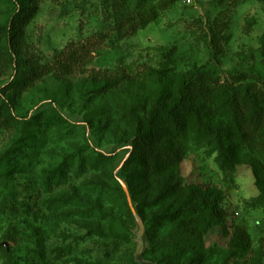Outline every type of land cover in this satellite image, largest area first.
<instances>
[{"label":"rangeland","instance_id":"obj_1","mask_svg":"<svg viewBox=\"0 0 264 264\" xmlns=\"http://www.w3.org/2000/svg\"><path fill=\"white\" fill-rule=\"evenodd\" d=\"M12 11L11 0H0V25ZM115 15L125 20L119 36ZM263 45L264 0H40L21 52L31 59L30 70L48 73L32 88L9 96L17 121L0 124V264H135L136 227L125 197L133 222L127 225L125 245L113 244L114 230L103 210L114 201L107 197L110 173L119 187V180L126 184L119 175L130 151L124 104L150 101L147 85L141 87L137 79L147 70L151 77L162 72L157 79L167 75L177 83L204 70L220 83H255L264 79ZM71 50H83L79 65L69 75H52L59 55ZM118 70L130 80L110 94L97 92L87 80L92 71L109 75ZM25 75L0 58V89ZM256 85L264 92L262 84ZM211 112L214 127L225 132L228 114ZM224 140V168L205 140L190 134L172 142L183 158V182L220 193L225 216L204 234V249L216 252L207 264H222L224 258L225 264H264V208L257 205L259 189L251 170L257 167L264 187V151L227 131ZM98 153L113 156L111 168L96 163ZM116 206H111L114 211ZM234 227L248 234L246 251L232 242ZM173 228L168 224L155 240L156 255ZM150 248L147 237L144 260L150 261Z\"/></svg>","mask_w":264,"mask_h":264},{"label":"trees","instance_id":"obj_2","mask_svg":"<svg viewBox=\"0 0 264 264\" xmlns=\"http://www.w3.org/2000/svg\"><path fill=\"white\" fill-rule=\"evenodd\" d=\"M39 1L11 0L13 11L0 25V58L17 75L22 70L26 72L25 77L13 78L5 88L0 89V124L14 126L17 121L9 96L15 97L32 88L48 73L30 70L31 59L21 52L25 29L36 15ZM113 18V29L119 36L125 20L118 15ZM128 28L132 33L136 30L135 25ZM77 51L71 50L66 55L61 53L52 75L59 78L71 74L84 56L83 50ZM161 73L156 72L155 75L161 77ZM151 76L144 70L137 79L141 87L147 85L150 101L124 104V120L131 130L128 139L130 151L119 175L125 180L131 198L145 222L151 246L146 252L149 260L156 264H207L216 252H213L215 247L208 251L204 249V234L211 223L219 222L225 216L219 207L220 193L214 187L183 182L180 173L183 158L172 142L186 139L190 134L198 140H205L208 146H213L221 168L228 162L224 140L226 131L240 143L258 146L264 151V92L258 91L256 85L257 82L264 87V79H256L255 83H220L217 77L204 70L185 74L177 83L167 75L160 79ZM125 79L129 81L130 77L123 70L109 75L92 71L87 76V80L101 94H110L114 89L124 86ZM6 94L7 97H4ZM212 110H223L228 114L225 132L214 127L209 119ZM113 162L111 154L96 155V163L106 168H111ZM251 170L259 189L257 205L264 208L262 176L256 166L251 165ZM110 175L112 189L107 192V197L111 200L114 197V201L108 203L110 207H106L103 214L108 228L114 230L113 244L125 245L129 235L127 225L133 222L113 172ZM114 203H117L116 211L111 207ZM204 222L206 225L202 227ZM168 224L174 228L161 239L162 251L156 255L159 250L154 248L155 240ZM231 240L241 250L249 248V236L239 227H234ZM52 252L57 258L62 259L64 256L59 249H53ZM222 264H225V258Z\"/></svg>","mask_w":264,"mask_h":264},{"label":"water","instance_id":"obj_3","mask_svg":"<svg viewBox=\"0 0 264 264\" xmlns=\"http://www.w3.org/2000/svg\"><path fill=\"white\" fill-rule=\"evenodd\" d=\"M118 183L123 190L124 197L127 201V204L129 206L136 227L135 234L137 235V240H136L137 246L134 252L133 261L135 264H155L151 261H147L143 259V254L147 248V235H146L145 227L133 201L131 200V198H129L126 184L122 180H119Z\"/></svg>","mask_w":264,"mask_h":264}]
</instances>
